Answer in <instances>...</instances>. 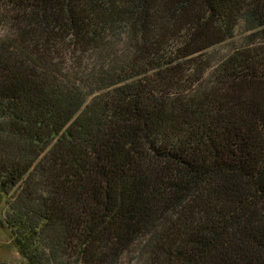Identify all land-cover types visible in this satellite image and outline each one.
<instances>
[{
  "label": "trees",
  "instance_id": "trees-1",
  "mask_svg": "<svg viewBox=\"0 0 264 264\" xmlns=\"http://www.w3.org/2000/svg\"><path fill=\"white\" fill-rule=\"evenodd\" d=\"M0 226L24 264H264V0H0Z\"/></svg>",
  "mask_w": 264,
  "mask_h": 264
},
{
  "label": "rangeland",
  "instance_id": "rangeland-1",
  "mask_svg": "<svg viewBox=\"0 0 264 264\" xmlns=\"http://www.w3.org/2000/svg\"><path fill=\"white\" fill-rule=\"evenodd\" d=\"M246 33L243 28L239 26L236 30L235 38L232 41L223 43L215 47L211 51L220 54L224 51H229L234 45L240 44L243 41ZM0 263L6 264H24V259L18 252L17 247L13 242V237L8 229L0 226Z\"/></svg>",
  "mask_w": 264,
  "mask_h": 264
}]
</instances>
